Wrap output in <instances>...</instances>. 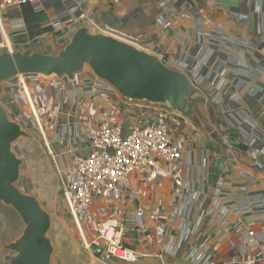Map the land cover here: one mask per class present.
Listing matches in <instances>:
<instances>
[{
    "label": "crops",
    "instance_id": "obj_1",
    "mask_svg": "<svg viewBox=\"0 0 264 264\" xmlns=\"http://www.w3.org/2000/svg\"><path fill=\"white\" fill-rule=\"evenodd\" d=\"M66 1L59 0L38 12L25 6V23L20 28L24 33L17 35L8 29L16 51L32 48L56 54L66 46L72 36L62 43L58 39L75 15L57 20ZM78 1L95 9L97 20L137 36L139 41L134 44L157 54L170 67L185 71L201 91L188 114L173 111L171 116L173 136L183 151V193H175L169 178L155 184L132 175L116 204L104 195L94 204L89 231L96 232V223L102 220L128 225L142 214L152 233L157 231V219L168 222L169 230L160 233L154 244L129 228L124 243L145 254L134 264H190L185 261L188 249L179 250L186 244L208 247L223 263L243 252L244 242L238 233L248 227L256 231L258 240H264V0H199L198 9L189 7L188 0L169 9L165 0ZM198 17L204 18L201 33ZM55 20L61 23L56 25ZM48 43L57 45V51L49 50ZM199 64L201 72L195 73ZM51 79L66 87L63 107L51 130L54 160L50 157L56 171L74 154L86 153L89 135L78 122L80 102L95 105L91 120L112 112L109 120L123 123L127 131L144 124L157 107L120 94L97 98L89 89L95 78L87 70L78 75V85L72 83V77ZM20 89L17 94L21 97ZM45 91L53 95L52 88ZM6 92L10 90H0V98ZM47 124H51L49 118ZM26 125L31 132L35 130L33 120ZM200 216L202 225L191 234L189 230ZM13 217L17 226L11 223ZM24 227L17 211L0 201V264H9L5 257L11 252L4 246L18 238ZM174 248L179 250L176 254ZM165 250L168 253H163ZM89 252L93 255L91 263L83 261L87 264H116L107 260L108 255Z\"/></svg>",
    "mask_w": 264,
    "mask_h": 264
},
{
    "label": "built area",
    "instance_id": "obj_2",
    "mask_svg": "<svg viewBox=\"0 0 264 264\" xmlns=\"http://www.w3.org/2000/svg\"><path fill=\"white\" fill-rule=\"evenodd\" d=\"M59 0H0V54L3 52H15L14 43L8 38L10 33L22 34L20 29L24 23L23 8L31 6L34 11L45 10ZM165 8L179 6L183 0H165ZM199 0H188L189 7L196 8ZM119 3L120 0H113ZM198 9V7H197ZM68 28L60 37L59 42L69 40L78 26L86 24L92 30L126 39L130 42H138L135 35L125 32L121 28L107 26L95 17V9L87 8L78 0H67L64 8L58 11V19L71 16ZM240 16V14L237 13ZM245 16V15H241ZM198 32L204 27V18L198 17ZM59 25L61 22L57 23ZM61 32V31H60ZM62 40V41H61ZM57 45L48 43L49 50L57 51ZM202 65L196 66V72H201ZM80 74V73H79ZM72 76V83L78 85V75ZM208 73H206V76ZM94 76V74H93ZM205 76V78H206ZM57 78H70L68 76H54ZM53 76L24 75L20 76L19 85L24 98L31 107V114L43 139L47 152L54 160L52 143L54 138L51 130L55 123L54 118L63 107V97L66 87L62 82L58 84ZM95 82L89 86L90 92L97 98L106 99L119 94L117 90L107 82L94 76ZM53 89V95L46 93L45 88ZM223 93V91L220 89ZM222 96V95H221ZM224 99L223 96L220 100ZM93 103H79L78 122L83 133H87L88 144L85 145L86 153L74 154L66 166H58V176L62 184L65 200L72 217L76 222L78 232L84 245L95 254L108 255L113 259L125 263L134 264L142 260L145 254L139 253L135 248L127 246L124 238L129 228L138 234L144 235L146 242L158 243L160 233L169 230L168 222H158L157 231L149 232L142 215H137L133 223L120 225L112 220H102L96 223V232H90L88 224L94 220L92 212L94 204L104 195L112 204L117 203L121 193L127 188L128 180L136 175L145 181L158 183L164 179H171L174 183L175 193L180 195L186 184L185 170L182 164L183 151L173 136L171 116L174 113L169 107L157 105L154 113L144 124L133 127L127 131L121 122L109 120L112 112L106 113L91 120L90 111L95 110ZM94 114V112H93ZM107 115V117H105ZM48 118L51 124H47ZM101 213V212H100ZM159 213V212H158ZM185 214V212H183ZM158 217V214L155 215ZM202 225V217H198L189 232L196 233ZM239 238L244 242V250L238 256H232L226 262H218L216 255L208 247L199 245H184L179 248L188 249L185 261L190 264H264V240H258L256 231L251 227L240 230ZM209 236L204 237L203 241ZM175 250V248H174ZM173 250V251H174ZM179 250L172 253L176 254ZM168 253L165 250L163 253ZM158 256H162L160 253Z\"/></svg>",
    "mask_w": 264,
    "mask_h": 264
},
{
    "label": "water",
    "instance_id": "obj_3",
    "mask_svg": "<svg viewBox=\"0 0 264 264\" xmlns=\"http://www.w3.org/2000/svg\"><path fill=\"white\" fill-rule=\"evenodd\" d=\"M87 68L124 99L166 106L182 115L201 98V91L185 71L170 67L157 54L126 39L88 25L80 26L56 54L32 48L0 54V84L24 75L72 77ZM25 134V126L0 101V201L13 207L25 225L22 234L4 246L11 252L5 262L52 264L51 213L37 196L18 186L23 158L14 145Z\"/></svg>",
    "mask_w": 264,
    "mask_h": 264
},
{
    "label": "rangeland",
    "instance_id": "obj_4",
    "mask_svg": "<svg viewBox=\"0 0 264 264\" xmlns=\"http://www.w3.org/2000/svg\"><path fill=\"white\" fill-rule=\"evenodd\" d=\"M86 70L91 72L89 68ZM19 82V79H15L0 84L2 92L3 89L10 90L4 93L0 101L7 107L11 116L19 120L26 129L25 136L14 145L15 151L23 158L18 186L22 191L37 196L43 207L51 213L52 227L48 234L54 244L52 264H77L83 261L91 263L90 258L93 254L83 245L76 222L65 200L58 171L42 142L39 129L31 114V107L22 94L21 97L17 94V90L20 89ZM31 120L35 125L33 132L26 125ZM11 223L17 226V219L13 217ZM107 260L117 264V260L111 257Z\"/></svg>",
    "mask_w": 264,
    "mask_h": 264
},
{
    "label": "bare ground",
    "instance_id": "obj_5",
    "mask_svg": "<svg viewBox=\"0 0 264 264\" xmlns=\"http://www.w3.org/2000/svg\"><path fill=\"white\" fill-rule=\"evenodd\" d=\"M2 98V97H1Z\"/></svg>",
    "mask_w": 264,
    "mask_h": 264
}]
</instances>
